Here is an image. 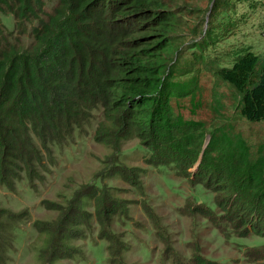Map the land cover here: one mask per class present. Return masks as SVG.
Returning a JSON list of instances; mask_svg holds the SVG:
<instances>
[{
  "label": "rangeland",
  "instance_id": "rangeland-1",
  "mask_svg": "<svg viewBox=\"0 0 264 264\" xmlns=\"http://www.w3.org/2000/svg\"><path fill=\"white\" fill-rule=\"evenodd\" d=\"M179 4L170 60L174 131L151 145L148 137L118 141L98 112L67 143L52 146L46 170L23 175L15 191L0 183L1 206L23 214L9 264H38L45 239L35 223L53 222L68 208L77 212L69 226L84 235L55 264H111L109 245L123 248L130 264H173L175 254L193 264L196 244L222 264H264V120L244 118L241 93L215 74L244 49L264 61V0ZM0 22L14 28L12 14H0ZM81 193L88 197L83 210ZM99 206L114 214L116 241L99 237ZM168 243L174 255H164Z\"/></svg>",
  "mask_w": 264,
  "mask_h": 264
},
{
  "label": "trees",
  "instance_id": "trees-1",
  "mask_svg": "<svg viewBox=\"0 0 264 264\" xmlns=\"http://www.w3.org/2000/svg\"><path fill=\"white\" fill-rule=\"evenodd\" d=\"M179 3L0 0V14L14 16L12 30L0 22L1 184L15 191L23 175L32 179L46 170L47 162L54 161L52 146L67 143L75 130L91 123L98 112L118 141L148 137L151 145V140L172 134L176 61H170L171 35L182 8ZM215 74L241 93L239 108L244 118L250 122L264 120V61L259 54L244 49L231 65L218 67ZM104 125L100 122L97 131ZM241 164L238 160L235 165ZM247 164L251 165L249 160ZM80 197L82 209L88 197L82 193ZM244 197L253 199L252 195ZM251 210L248 215L253 214ZM73 211L68 208L50 223H35L45 239L38 250V264H55L67 254L69 243L84 235L69 226L77 213ZM112 216L105 206L96 210L99 237L110 242L117 240L111 228ZM21 219L23 214L0 204V264L12 260L9 251L14 249ZM251 227L254 224H247ZM72 229L77 235L72 236ZM111 247V264H130L121 256L123 248L112 252ZM194 250L193 264H222L204 256L198 244ZM170 254L173 247L168 243L164 255ZM175 255L173 264H184Z\"/></svg>",
  "mask_w": 264,
  "mask_h": 264
}]
</instances>
